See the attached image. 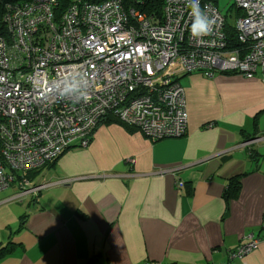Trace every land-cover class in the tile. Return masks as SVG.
Returning <instances> with one entry per match:
<instances>
[{
  "label": "crops",
  "instance_id": "obj_1",
  "mask_svg": "<svg viewBox=\"0 0 264 264\" xmlns=\"http://www.w3.org/2000/svg\"><path fill=\"white\" fill-rule=\"evenodd\" d=\"M210 1L226 24L240 14L233 0ZM180 76L184 135L151 140L108 118L86 147L29 171L49 183L36 195L0 191V246L10 248L0 264H225L249 234L258 243L232 262L264 264V83ZM234 176L240 190L226 199Z\"/></svg>",
  "mask_w": 264,
  "mask_h": 264
},
{
  "label": "built area",
  "instance_id": "obj_2",
  "mask_svg": "<svg viewBox=\"0 0 264 264\" xmlns=\"http://www.w3.org/2000/svg\"><path fill=\"white\" fill-rule=\"evenodd\" d=\"M57 6L10 1L0 13V191L15 186L9 199L48 186L29 171L86 147L107 116L151 140L184 135L180 74L258 75L264 83V0H233L235 46L210 0H164L160 19L123 0H72L59 14ZM258 241L246 235L225 264Z\"/></svg>",
  "mask_w": 264,
  "mask_h": 264
},
{
  "label": "trees",
  "instance_id": "obj_3",
  "mask_svg": "<svg viewBox=\"0 0 264 264\" xmlns=\"http://www.w3.org/2000/svg\"><path fill=\"white\" fill-rule=\"evenodd\" d=\"M10 1H19V0H0V13L3 11V7H4L5 3L10 2ZM71 1L72 0H58V6H57L58 14L61 13V11H63V9H65V7ZM88 1L101 2L102 0H88ZM123 2H124L125 6H133L137 9L147 13L148 15H153L156 19L161 18L164 0H123ZM226 31L228 33L231 45H233V46L237 45V38H236L234 26L227 23L226 24ZM225 73H228V72H225ZM108 118L117 120L116 118H114L112 116H107L104 119H102L101 121H103V120L106 121ZM52 162L53 161H51L49 163H52ZM32 176H33V174H32V172H30L28 175V178L31 179ZM240 184H241V182L239 180V176L231 177L228 180V183L226 185V188L224 191V197L226 199L236 197L239 190H240ZM6 246H8V245H6ZM9 250H10L9 247L0 246V257L3 256L4 254L8 253ZM87 264H98V259L95 256H93L92 258L89 259Z\"/></svg>",
  "mask_w": 264,
  "mask_h": 264
},
{
  "label": "rangeland",
  "instance_id": "obj_4",
  "mask_svg": "<svg viewBox=\"0 0 264 264\" xmlns=\"http://www.w3.org/2000/svg\"><path fill=\"white\" fill-rule=\"evenodd\" d=\"M228 20H229L228 23H229L230 25H232V26L235 25V20H234L232 17H229ZM177 78H178L179 81H180V79H182L180 75H178ZM11 189H12V186H10V188H9L8 190H6L5 192L10 193Z\"/></svg>",
  "mask_w": 264,
  "mask_h": 264
}]
</instances>
